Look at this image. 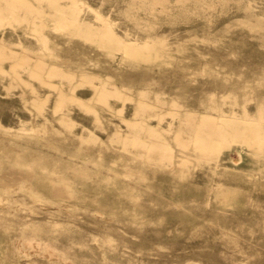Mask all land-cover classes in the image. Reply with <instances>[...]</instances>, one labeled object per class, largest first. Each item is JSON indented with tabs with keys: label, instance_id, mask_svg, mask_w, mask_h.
<instances>
[{
	"label": "rangeland",
	"instance_id": "374dc122",
	"mask_svg": "<svg viewBox=\"0 0 264 264\" xmlns=\"http://www.w3.org/2000/svg\"><path fill=\"white\" fill-rule=\"evenodd\" d=\"M213 1L0 0V237L55 221L26 234L77 264H264V0ZM29 247L9 264H62Z\"/></svg>",
	"mask_w": 264,
	"mask_h": 264
},
{
	"label": "bare ground",
	"instance_id": "6f19581e",
	"mask_svg": "<svg viewBox=\"0 0 264 264\" xmlns=\"http://www.w3.org/2000/svg\"><path fill=\"white\" fill-rule=\"evenodd\" d=\"M143 1L147 4L146 8H147V11L149 13H154L155 10L162 11V10H165L168 7L167 6L168 0H143ZM179 1L183 2L184 0H179ZM203 2L206 5L212 6V7H214L215 4H216V2L213 1V0H209V1L203 0ZM149 26H150V24H149ZM258 26H263V25L259 24V23H254V24L250 25V29L251 28L252 29H256V27L258 28ZM53 27L57 28V24L55 26L53 25ZM43 29H45V28L43 27ZM39 31H41V30H39ZM40 36H41L43 45L45 47H47L46 45L48 44V38H49L48 34L46 32H42ZM68 36H70V35H68ZM133 50H135V49H133ZM135 51L138 53L137 50H135ZM131 52H132V50H131ZM133 55H135V57H137L136 54H133ZM140 55H141V53H140ZM146 57H147V55H146ZM144 59H145V55L143 57V60ZM51 74H52V72H51ZM141 92H142V90H141ZM118 95H119V93H118ZM118 95H116V96H118ZM120 96L121 95H119L118 98ZM155 99L158 100L160 103H166V102H169V101L178 100V98H175V97L167 98V97L163 96L162 93L157 92V91H155ZM214 102L216 104H218L219 107L222 106L221 104L218 103V100H214ZM145 110H147V107H144V106L142 107L141 105H138V107L134 111L139 113V112H143ZM214 124H215L214 125L215 131L221 132V133H225L227 131V128L223 124V119L218 120V121H214ZM129 125L133 126L132 123L129 124ZM131 138H132L133 141L135 140L134 139L135 138L134 134L131 135ZM141 145L144 146L147 149V141L145 139H142ZM113 186L114 187H119V185H117V184H114ZM16 187L17 186H13L11 184L10 185L7 184L6 181L5 182L4 181L0 182V189H2L3 192H4L2 195H0V206L8 204V200H10V201L12 200V203L10 205L11 211H12V209H16V208L19 207V202L16 200L17 199L16 196H19V194L16 192V190L18 189ZM20 189L26 190L29 193L28 199H29V205L31 207H33V208L34 207L42 208V210H44V211H46L48 213H51V210H55L56 211L55 214L59 215L62 210H66V209H68L69 206H72V203H69V202H66V201H63V200H57V199H55L52 196L51 193H49L48 191H47V193H44L42 191V189L34 190V189H32L31 187H28V186H23V188H21V186H20ZM45 189H47V188L45 187ZM117 191H118L119 194H123V195L126 193V190L122 189V188H118ZM229 196H230V194H229ZM225 202H226V204L227 203L229 204V203H231V200H228V201H225ZM234 204H236V201H235ZM231 205H232V203H231ZM141 207L142 206H140L139 208H141ZM143 209H142V211H143ZM100 212L101 211H98V213H100ZM132 216H133L132 223H134L137 228H141V226L143 224L141 223L140 218L138 217L137 213L133 212ZM112 217L113 216H111V215H104L103 216V218H112ZM53 223L54 224H52V226H50V227H43L40 222H37V221H34V220L29 221V219H28V221H25V224H24L23 228H21L22 231H21L20 235H13L8 240H7V238H9V237H7L8 233H7V230H6V232H4V234L0 237V245L3 244V245H5L7 247L6 251H4L3 249L2 250L0 249V264H9L13 254L26 255L27 254V250L21 248V243L29 244L30 250H32L34 252H38L39 249H42L43 253L46 255V257L49 260L53 261V262H60L62 264H77V262H75L72 258L66 256L61 250H56L55 247H53L49 242H45L44 244H42L40 242L41 238L38 239L37 237H29L26 234V232H27L26 228H28L30 230V232H32L34 235L41 237L44 232L45 233H49V232L55 231V230L59 229V226H61V225H56L57 222H55V221Z\"/></svg>",
	"mask_w": 264,
	"mask_h": 264
}]
</instances>
